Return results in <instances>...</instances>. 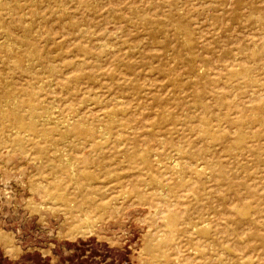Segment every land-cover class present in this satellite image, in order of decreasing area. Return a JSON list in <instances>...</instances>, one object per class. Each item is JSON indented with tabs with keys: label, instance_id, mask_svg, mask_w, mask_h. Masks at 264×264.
<instances>
[{
	"label": "rangeland",
	"instance_id": "1",
	"mask_svg": "<svg viewBox=\"0 0 264 264\" xmlns=\"http://www.w3.org/2000/svg\"><path fill=\"white\" fill-rule=\"evenodd\" d=\"M0 264H264V0H0Z\"/></svg>",
	"mask_w": 264,
	"mask_h": 264
},
{
	"label": "bare ground",
	"instance_id": "2",
	"mask_svg": "<svg viewBox=\"0 0 264 264\" xmlns=\"http://www.w3.org/2000/svg\"><path fill=\"white\" fill-rule=\"evenodd\" d=\"M5 41V40H4ZM8 45V44H7ZM6 46V45H5ZM9 46V45H8ZM7 47V46H6ZM33 56V55H32ZM32 60V59H31ZM13 63H14V61H13ZM60 63V62H59ZM25 64H27V63H25ZM78 65V64H77ZM25 69V68H24ZM10 70V69H9ZM27 70V69H26ZM56 73V72H55ZM65 73V72H64ZM66 74V73H65ZM53 81V80H52ZM51 82V81H50ZM41 85V84H40ZM42 87H43V85H41ZM46 86V85H45ZM46 87H48V86H46ZM45 87V88H46ZM52 87V86H51ZM41 88V87H40ZM53 88V87H52ZM43 89V88H42ZM49 90V89H48ZM50 93V92H49ZM55 94V93H54ZM95 95V94H94ZM98 96V95H97ZM94 97V96H93ZM113 98V97H112ZM107 99H108V97H107ZM15 100V99H14ZM13 100V101H14ZM110 100V99H109ZM54 101H55V98H54ZM117 101V100H116ZM122 101V100H121ZM120 101V102H121ZM6 103V102H5ZM88 103V102H87ZM117 103V102H116ZM49 104V103H48ZM84 104V103H83ZM119 104V103H118ZM53 105V104H52ZM51 104H50V106H52ZM55 106V105H54ZM7 107V106H6ZM26 109V108H25ZM35 110V109H34ZM41 110V109H40ZM50 110V109H49ZM55 112V111H54ZM82 112V111H81ZM45 113V112H44ZM52 113V112H51ZM55 115V114H54ZM57 115V114H56ZM36 116V115H35ZM38 116H41V115H38ZM79 116V115H78ZM101 116V115H100ZM77 117V116H76ZM115 117V116H114ZM32 118V117H31ZM35 119L34 120H37L36 119V117H34ZM47 118V117H46ZM55 118V117H54ZM57 118H61V117H57ZM57 118H55V120H52V119H50L49 118V120L48 119H44V117H43V119H41V121L42 120H46V122H47V120L50 122V124L52 123V124H54V125H56L57 127L58 126H61V122L57 119ZM62 119V118H61ZM60 119V120H61ZM178 119V118H177ZM17 120L20 122V123H23V119L22 118H20V117H17ZM70 120V119H69ZM98 120H99V118H98ZM41 121H40V123H41ZM93 121H95V119L93 120ZM35 122H38V121H35ZM43 122V121H42ZM46 122H44V124L46 123ZM62 122H63V120H62ZM66 124V123H65ZM41 125V124H40ZM46 125H48V123H46ZM68 125V124H67ZM70 125V124H69ZM202 125V124H201ZM200 125V126H201ZM199 126V127H200ZM98 128V127H97ZM101 130V129H100ZM97 132V131H96ZM106 132V131H105ZM104 132V133H105ZM15 133H16V131H15ZM120 133V132H119ZM118 133V134H119ZM9 134V133H8ZM11 134V133H10ZM65 135V134H64ZM102 136V135H101ZM26 137V136H25ZM72 137V136H71ZM104 137V136H103ZM102 137V138H103ZM101 139V138H100ZM59 142V141H58ZM65 142V141H64ZM64 144V143H63ZM77 144V143H76ZM163 144V143H162ZM66 147V146H65ZM70 150V149H69ZM61 152V151H60ZM177 153V152H176ZM203 154V153H202ZM154 157V156H153ZM65 158V157H64ZM69 159V158H68ZM62 160V159H61ZM65 160V159H64ZM70 160V159H69ZM65 161H67L68 163H70L67 159L65 160ZM71 161V160H70ZM178 162V161H177ZM176 162V163H177ZM72 164H73V162H71ZM71 163L69 164V166L71 165ZM157 164V163H156ZM179 164V163H178ZM160 165V164H159ZM72 167V166H71ZM70 167V168H71ZM146 168V167H145ZM185 168V167H184ZM200 168V167H199ZM179 172V171H178ZM73 173V172H72ZM55 175V174H54ZM75 176V175H74ZM73 176V177H74ZM209 176V175H208ZM195 180V179H194ZM196 182V181H195ZM191 186V185H190ZM166 188V187H165ZM160 190V189H159ZM32 191V190H31ZM156 194V193H155ZM209 195V194H208ZM158 203V202H157ZM173 203V202H172ZM167 205V204H166ZM158 209V208H157ZM156 211V210H155ZM162 213V212H161ZM248 213H249V210L248 209H246V210H244L242 213H241V218H240V222H247V221H249L250 220V218H249V215H248ZM80 218V217H79ZM77 223V222H76ZM194 229V228H193ZM71 230V229H70ZM89 232V231H88ZM153 250V249H152ZM148 251H150L149 249H148ZM150 255H151V253H150ZM164 256V255H163ZM156 258V257H155Z\"/></svg>",
	"mask_w": 264,
	"mask_h": 264
}]
</instances>
